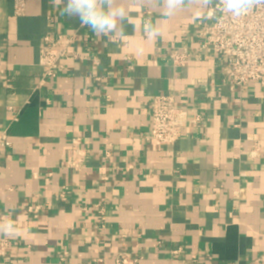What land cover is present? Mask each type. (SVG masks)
I'll list each match as a JSON object with an SVG mask.
<instances>
[{
    "label": "crops",
    "instance_id": "obj_1",
    "mask_svg": "<svg viewBox=\"0 0 264 264\" xmlns=\"http://www.w3.org/2000/svg\"><path fill=\"white\" fill-rule=\"evenodd\" d=\"M26 1L17 17L14 0H0V133L12 144L0 149V226H15L0 233L11 243L0 264H118L122 254L138 264H249L264 256V87L232 88L224 60L205 52L172 64L173 49L200 41L205 19L196 8L167 18L158 0H123L134 20L121 39L81 27L55 0ZM149 18L161 27L155 41L140 28ZM45 34L74 36V44L66 70L38 87ZM167 93L203 120L154 149L150 105ZM75 138L84 155L77 171L67 166Z\"/></svg>",
    "mask_w": 264,
    "mask_h": 264
},
{
    "label": "built area",
    "instance_id": "obj_2",
    "mask_svg": "<svg viewBox=\"0 0 264 264\" xmlns=\"http://www.w3.org/2000/svg\"><path fill=\"white\" fill-rule=\"evenodd\" d=\"M26 11V0H14L15 16H24ZM198 34L200 41L197 47H184L182 50L171 51L169 58L174 66H179L196 54L205 52L224 60L223 72L225 78L232 83V88L246 89L252 82H259L264 87V5L240 17L225 14L217 7L200 25ZM72 44H74V36L45 34L42 37L37 64L44 69V72L38 87L44 86L50 79L56 78L66 70L65 60L70 58L69 48ZM79 57V52L71 56L73 59ZM98 66V59H94L91 70L95 81H101ZM4 86L11 87L8 80L4 81ZM149 113L150 129L146 142L154 149L173 145L179 139L182 129L197 126L203 120L199 113L190 116V108L180 105L170 93L155 96ZM79 143V138L73 139L74 149L67 160V166L75 171L84 163V155L78 148ZM11 145L7 132H1L0 149L10 148ZM259 146L258 142L255 143L253 156L258 155ZM10 245L8 239L0 238V256L5 257L9 253ZM138 262V259H130L127 254H122L118 258V264H138ZM249 264H264V256Z\"/></svg>",
    "mask_w": 264,
    "mask_h": 264
},
{
    "label": "clouds",
    "instance_id": "obj_3",
    "mask_svg": "<svg viewBox=\"0 0 264 264\" xmlns=\"http://www.w3.org/2000/svg\"><path fill=\"white\" fill-rule=\"evenodd\" d=\"M61 7V15L77 17L81 26H87L97 36L128 37L127 26L132 24L134 17L123 3V0H55ZM162 15L167 18L189 8H196L197 18L207 19L219 7L220 11L233 17H240L258 6L264 5V0H158ZM135 27V25H133ZM140 28L147 41H155L161 37V27L158 22L145 19ZM139 53L143 49H138ZM0 233L13 235L15 226L12 223L0 226Z\"/></svg>",
    "mask_w": 264,
    "mask_h": 264
}]
</instances>
